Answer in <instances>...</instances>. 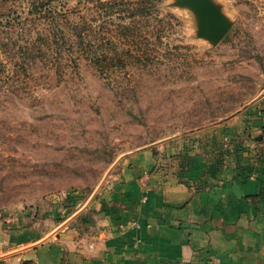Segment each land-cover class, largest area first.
Instances as JSON below:
<instances>
[{"label": "rangeland", "instance_id": "374dc122", "mask_svg": "<svg viewBox=\"0 0 264 264\" xmlns=\"http://www.w3.org/2000/svg\"><path fill=\"white\" fill-rule=\"evenodd\" d=\"M139 1L0 0L1 221L90 231L131 156L228 145L264 97V0H207L218 43L184 0Z\"/></svg>", "mask_w": 264, "mask_h": 264}, {"label": "crops", "instance_id": "0c3cea01", "mask_svg": "<svg viewBox=\"0 0 264 264\" xmlns=\"http://www.w3.org/2000/svg\"><path fill=\"white\" fill-rule=\"evenodd\" d=\"M243 117L168 168L131 156L90 231L0 220V264H264V97Z\"/></svg>", "mask_w": 264, "mask_h": 264}, {"label": "water", "instance_id": "95a60500", "mask_svg": "<svg viewBox=\"0 0 264 264\" xmlns=\"http://www.w3.org/2000/svg\"><path fill=\"white\" fill-rule=\"evenodd\" d=\"M183 3L190 4L200 18L202 36L213 43H218L225 36L229 24L207 0H184Z\"/></svg>", "mask_w": 264, "mask_h": 264}, {"label": "trees", "instance_id": "16d2710c", "mask_svg": "<svg viewBox=\"0 0 264 264\" xmlns=\"http://www.w3.org/2000/svg\"><path fill=\"white\" fill-rule=\"evenodd\" d=\"M149 1L150 0H142V1H139L138 3H137V5H141L142 7L140 8V9H136L135 11L136 12H138V14L141 16V17H143V15L145 14V12H146V4H148L149 3ZM146 5V6H145ZM131 15L133 16V15H135L134 13H131ZM96 56V55H95ZM95 56H92L91 57V61H93L94 62V64L96 65V66H99V64H101L102 62H103V59H100V57H95Z\"/></svg>", "mask_w": 264, "mask_h": 264}]
</instances>
